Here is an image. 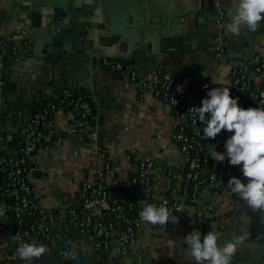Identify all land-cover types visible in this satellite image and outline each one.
Here are the masks:
<instances>
[{
    "label": "crops",
    "instance_id": "crops-1",
    "mask_svg": "<svg viewBox=\"0 0 264 264\" xmlns=\"http://www.w3.org/2000/svg\"><path fill=\"white\" fill-rule=\"evenodd\" d=\"M232 7L233 0H0V33L12 37L0 50L4 63L0 153L17 147L25 120L47 100L68 92L82 95L100 104L88 122L96 136L79 128L69 109L54 115L57 128L48 132L50 149H38L29 175L38 200L47 208L72 202L79 182L92 177L100 152L118 170L125 169L128 155L154 159L153 193L158 198L178 176L180 154L172 138L175 119L152 88L140 90L127 75L103 67L98 60L128 61L151 86L168 78L175 87L185 89L204 75L210 78L211 88H230V65L245 62L251 51L264 53V20L256 31L242 27L239 35L232 34L225 27ZM203 16L208 19L207 32L194 41L189 34ZM221 16L226 51L219 59L214 38ZM83 25L89 26L88 35L77 36ZM66 51L71 53L66 55L68 60L59 62L53 56L48 61L54 52ZM202 198L213 206L210 217L221 234V246L234 235L247 234L231 264H264V212L253 211L229 188L215 195L205 192ZM194 210L190 207L187 213L190 221L195 219ZM9 222L8 216L0 215V227H13ZM10 231L0 229V264H74L53 247H46L39 259H20L19 246L9 242ZM190 232L184 225L154 235L141 225L133 247L136 255L113 264H195L182 243ZM169 239L175 240L174 247L168 246Z\"/></svg>",
    "mask_w": 264,
    "mask_h": 264
},
{
    "label": "built area",
    "instance_id": "built-area-1",
    "mask_svg": "<svg viewBox=\"0 0 264 264\" xmlns=\"http://www.w3.org/2000/svg\"><path fill=\"white\" fill-rule=\"evenodd\" d=\"M223 20L224 16L218 19L219 29L214 38L219 59L226 51L221 30ZM10 39V35L0 33V50ZM98 62L127 75L140 90L152 88L173 115L172 138L180 154L178 176L161 196L155 198L153 186L157 163L154 159L128 155L125 169L118 170L113 161L100 152L92 177L79 182L76 198L63 207L47 208L38 200L29 175L38 149L41 146L50 149L48 132L57 128L54 115L67 108L79 120V128L96 136V129L88 122L100 104L68 92L59 99L47 100L40 110L28 116L19 132L17 147L10 153H0V215L10 218L13 230L8 239L12 245L35 241L55 248L74 264H83L78 261L80 256H88L93 251L97 261L102 260L104 264L135 256L133 247L138 241L141 225L149 227L154 235L184 225H188L191 232L196 229L206 234L211 227L214 229L210 217L213 206L203 203V193H222L232 176L246 180L242 166H229L227 157L217 162L209 156L213 149L226 152L225 141L232 133L222 130L215 139L204 137L205 125L191 109L201 106L202 99L211 89L210 78L198 76L185 89L175 87L168 78L151 86L128 61L103 57ZM3 67L0 60V70ZM229 82L230 95L238 98L241 107L264 108V53L251 51L245 62L231 64ZM145 203L165 205L176 217V222L151 225L141 221L139 213ZM190 207L195 209L194 221L187 217ZM33 214L34 219H26ZM88 261L97 263L91 256L86 259Z\"/></svg>",
    "mask_w": 264,
    "mask_h": 264
},
{
    "label": "clouds",
    "instance_id": "clouds-1",
    "mask_svg": "<svg viewBox=\"0 0 264 264\" xmlns=\"http://www.w3.org/2000/svg\"><path fill=\"white\" fill-rule=\"evenodd\" d=\"M262 20L264 0H233L230 22L225 27L228 32L239 35L242 27L256 31ZM191 109L194 116H198V121L205 125L204 137L215 139L222 130L232 133L225 141L226 152L213 149L209 156L217 162L227 157L230 165L242 166L241 171L247 182L232 176L227 186L253 211L264 212V108L241 107L238 98L230 95V88L223 86L211 88L202 99L201 106ZM139 217L151 225L176 222V217L165 205L153 203H145ZM220 235L212 227L206 234L194 229L182 238V243L187 244L185 251L195 264H231L237 247L247 238V234L234 235L222 246L218 243ZM174 245L175 240L169 239L168 246L171 248ZM47 250L45 245L35 241L22 242L16 253L20 259L31 261L39 259Z\"/></svg>",
    "mask_w": 264,
    "mask_h": 264
},
{
    "label": "water",
    "instance_id": "water-1",
    "mask_svg": "<svg viewBox=\"0 0 264 264\" xmlns=\"http://www.w3.org/2000/svg\"><path fill=\"white\" fill-rule=\"evenodd\" d=\"M206 5H209V1H207L206 2ZM207 12H208V9H207V7L205 8V11H204V13L207 15ZM209 17V16H208ZM211 17H209V19H210ZM211 19H214L215 20V17L214 18H211ZM207 21H208V19H207V17L205 16H203V17H201V18H198V23H199V25L197 26V29L196 30H193V31H191L190 32V34H189V36L191 37V38H193L194 39V41H197V38L199 37V36H201V35H205L206 34V30H207ZM89 27V26H88ZM88 27L86 26V25H83V26H81V28H82V30L83 31H79L78 33H77V36H80V35H82L83 37H85L86 35H88L87 33H86V31L88 30ZM91 42H92V40H89V43L91 44ZM12 45H13V43H11L10 44V46H9V48H12ZM196 45V44H195ZM91 47V49H92V46H90ZM68 54H71V53H69V51H66L65 53H60V52H54V54H52V55H50L49 57H48V61H50V59L54 56H56V57H58V59H59V62H63V61H66V60H68V57L66 56V55H68ZM75 55H77V56H79L80 58L81 57H84V58H86V59H88L87 57V55L86 56H83V53H76ZM4 68V67H3ZM0 229H2L3 231H8V233H9V230H13V227H10V228H7V227H0ZM12 233V231H10V234Z\"/></svg>",
    "mask_w": 264,
    "mask_h": 264
},
{
    "label": "trees",
    "instance_id": "trees-1",
    "mask_svg": "<svg viewBox=\"0 0 264 264\" xmlns=\"http://www.w3.org/2000/svg\"><path fill=\"white\" fill-rule=\"evenodd\" d=\"M229 166H231V165H229ZM29 218L34 219V214L32 216H26V219H29ZM92 253H90L88 256H80V258H79L80 260L78 259V261H80L83 264H92V262H90V261L86 262V259L91 256L92 260L97 262L96 264H104L102 260L97 261L96 254L95 253L92 254Z\"/></svg>",
    "mask_w": 264,
    "mask_h": 264
},
{
    "label": "rangeland",
    "instance_id": "rangeland-1",
    "mask_svg": "<svg viewBox=\"0 0 264 264\" xmlns=\"http://www.w3.org/2000/svg\"><path fill=\"white\" fill-rule=\"evenodd\" d=\"M1 233V232H0Z\"/></svg>",
    "mask_w": 264,
    "mask_h": 264
}]
</instances>
